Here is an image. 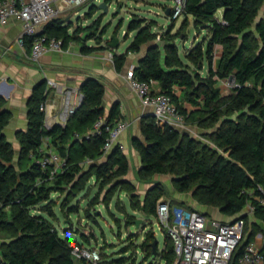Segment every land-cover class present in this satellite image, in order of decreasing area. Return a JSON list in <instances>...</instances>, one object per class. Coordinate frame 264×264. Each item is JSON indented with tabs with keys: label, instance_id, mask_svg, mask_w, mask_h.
I'll use <instances>...</instances> for the list:
<instances>
[{
	"label": "trees",
	"instance_id": "trees-1",
	"mask_svg": "<svg viewBox=\"0 0 264 264\" xmlns=\"http://www.w3.org/2000/svg\"><path fill=\"white\" fill-rule=\"evenodd\" d=\"M221 8L222 19L217 14ZM172 13L171 7L168 17L174 27L179 18H173ZM100 21L98 18L70 31L67 20L57 17L44 26L42 33L62 39L64 46L77 41L82 44V51L110 49L113 39L103 44L108 29L100 30ZM188 26L200 32L206 29L209 35L186 55L196 66L194 70L180 56L176 41ZM129 27L131 32H137L128 51L139 52L144 45L150 46L134 74L140 80H156L160 92L171 96L188 124L200 128L202 135L215 145L175 127H161L153 117L143 122L142 136L132 139L140 154L141 173L173 174L177 191H192L202 206L220 209L235 219L244 217L248 222L245 209L252 204L256 207L255 216L264 223V204L257 199L264 197V0H186L182 23L175 33L169 30L156 34L152 24L146 20L138 23L136 18ZM158 36L162 44L155 42ZM92 39L100 45L89 46L87 42ZM31 43L32 38H26L28 50ZM217 46L222 49L215 60ZM114 59L117 69H121L125 55L114 54ZM205 62L208 74L204 76L199 71ZM231 77V91L225 93L219 82ZM45 82L38 83L30 97L28 127L17 135L18 152L4 133L12 113L6 107L7 101L0 97V264H89L73 256V244L80 242L63 236L52 218L56 215L53 195L67 192L63 202L68 207L75 193L84 191L91 178L99 183L100 191L107 189L108 193L125 186L131 192V207L139 209L136 188L127 179L131 168L128 155L119 145L106 154V133L91 134L101 117L110 122L123 118L117 104L106 115L105 84L96 77L87 78L81 84L82 106L65 126L56 123L46 128L41 110L49 94L43 89ZM46 136L66 161L62 172L52 177L37 162L39 156H32ZM23 158L28 159L27 163ZM157 190L152 187L145 196L143 208L149 216H157V201L164 196ZM98 202L99 194L89 206ZM116 205L127 218H134L121 201ZM86 213L91 215L89 207ZM247 226V238L236 249L230 264H239L245 245L261 229L256 223L249 232ZM155 239L151 230L140 244L145 258L154 256ZM132 245L137 249V244ZM156 249V257L160 256L165 264H174V243L170 245L168 236L166 248L160 251L158 245ZM105 254L101 252L100 262ZM125 260L123 257L113 262L124 264Z\"/></svg>",
	"mask_w": 264,
	"mask_h": 264
},
{
	"label": "built area",
	"instance_id": "built-area-1",
	"mask_svg": "<svg viewBox=\"0 0 264 264\" xmlns=\"http://www.w3.org/2000/svg\"><path fill=\"white\" fill-rule=\"evenodd\" d=\"M89 1L0 0V24H8L11 20L21 23L19 43L26 46V38H32L30 57L37 62L47 52H64L65 49L62 39L43 35L44 26L63 14L87 5ZM172 1L173 18H183L186 0ZM126 78L142 104L152 108L157 125H169L177 129L188 127L186 115L171 96L160 92L156 80H140L134 71H129ZM47 83L48 97L53 92L60 98V106L56 110L54 103L49 102L48 98L41 105L45 115V127L51 128L56 123L65 126L82 105L84 93L80 85L68 86L53 78H48ZM130 126L131 122L127 119L110 122L106 117H101L91 134L106 133L103 150L107 154L117 145L123 149L119 139ZM32 156H39L37 162L44 170H49L51 177L62 172L66 164L48 136L43 138L42 145L37 152H32ZM90 162L88 159L87 163ZM257 199L264 204V197ZM247 209L249 213L256 211L252 204H248ZM157 217L161 225L168 229V234L173 240L176 253L174 264H230L236 249L246 237L247 222L244 217L230 222L222 221L198 209L169 200H161L157 204ZM72 254L77 259H85L89 264H100L101 261L99 249L87 247L83 243H74ZM239 264H264L262 248L255 241L248 242L239 258Z\"/></svg>",
	"mask_w": 264,
	"mask_h": 264
},
{
	"label": "rangeland",
	"instance_id": "rangeland-1",
	"mask_svg": "<svg viewBox=\"0 0 264 264\" xmlns=\"http://www.w3.org/2000/svg\"><path fill=\"white\" fill-rule=\"evenodd\" d=\"M106 2L109 6V12L100 9V4ZM163 0H90L85 6L72 10L60 17L68 20L67 25L70 26V31L75 30L77 26H86L93 23L98 18L101 19L100 30L103 27L108 29L104 35L103 44L113 37H118L120 40L119 46L121 49L128 46L134 39L137 31H130L129 23L133 18H136L138 23L147 21L152 24V30L156 34L161 35L163 31L171 30L175 33L179 30L177 24L181 25L182 18H179L174 25V21L166 14L167 4L164 5ZM170 5L171 1L167 0ZM173 6V4H172ZM79 10L78 14L75 12ZM172 28V29H171ZM209 35L205 33L203 36L195 35V30L192 26H188L182 31L179 38L176 40L179 45L180 56L190 65V70L196 69V66L186 57L188 51L198 42H203ZM161 38L156 39L159 42ZM92 45H100L99 41L90 40ZM105 49H98L102 51ZM106 50H112L106 49ZM215 60L218 57L216 52ZM201 75L208 74L207 63H204V68L199 71ZM233 80L223 79L219 85L223 86L224 92L231 91ZM44 90H48V83L43 85ZM190 106V105H188ZM151 119V118H149ZM182 133H187L190 136L196 137L212 146H215L207 137H204L199 131L200 129L192 124L188 127L179 129ZM17 152L19 151L16 149ZM131 168L127 179L135 186V192L138 195L137 204L139 209L134 210L130 205L131 192L125 186L117 187L113 193L104 189L100 191V185L95 178H91L84 191H77L75 198L66 207L64 199L68 195L67 192H61L53 195L56 202L54 208L55 217L52 218L59 232L63 236H70L74 240L83 243L87 247L99 249L100 253L106 252L103 255V261L100 264H115L113 259L126 258L124 264H165L164 260L153 255L145 258L140 244L145 240L146 234L154 232L158 239L159 250L166 248V236H168L170 245H173L171 238L168 235V229L163 227L157 216H149L145 213L143 203L145 202L146 194L152 187H157L159 191L164 193V196L157 201L169 200L173 203L183 204L192 209H198L204 213L207 207L199 204L197 198L192 191L180 193L177 191L174 184L173 174H155L145 176L141 173V158L138 155H129ZM19 155H16V162ZM28 159L23 158V162L27 163ZM100 195V202L89 206L90 201L94 196ZM122 202L126 206V210L133 215L134 218H127L118 207L117 202ZM89 207L91 215H87L86 209ZM149 208V206H147ZM251 214V213H250ZM115 217L120 218L117 221ZM256 216L248 215L247 230H252L255 226ZM220 220V219H219ZM139 224H137V222ZM137 244V249L132 243Z\"/></svg>",
	"mask_w": 264,
	"mask_h": 264
},
{
	"label": "crops",
	"instance_id": "crops-1",
	"mask_svg": "<svg viewBox=\"0 0 264 264\" xmlns=\"http://www.w3.org/2000/svg\"><path fill=\"white\" fill-rule=\"evenodd\" d=\"M163 1H165L164 5L167 4L170 8L172 7V0H170V5L167 0ZM78 12L79 10L75 14H78ZM223 12V8L218 10L217 14L220 19L223 17ZM177 27H180V25L177 24ZM192 28L197 36L208 33L206 29L200 32L194 26ZM21 32L22 27L18 20H11L5 25L0 24V97L7 101L6 107L12 113L4 133L15 148L20 150L17 135L19 131L26 130L28 127V104L38 83L53 78L68 86H81L87 78L96 77L105 84L104 106L106 115L117 104L122 119L131 122L130 128L119 139L120 145L123 146V150L128 157H130V154L140 157L139 152L132 144V139L142 136L141 126L144 121L153 118V110L142 104L140 97L131 87L126 75L129 71H135L141 60L147 55L150 46L144 45L139 52L128 51L127 48L130 44L123 49L120 45L111 51L106 49L102 51H82V44L77 41H69L65 45L64 52H47L36 62L31 59L30 50L19 43ZM87 44L93 46L90 40ZM221 49V46H217V59ZM114 54L125 55L124 63L119 70L116 67ZM157 88H160L159 85H157ZM48 101L54 103L56 110L59 108L60 98L53 92L49 95ZM199 132L203 133L201 129ZM205 212L207 215L222 221L230 222L235 219L213 207H207ZM245 212L249 216L255 215V213L250 214L247 207ZM255 223L261 229L251 241H255L264 252V223L257 217Z\"/></svg>",
	"mask_w": 264,
	"mask_h": 264
},
{
	"label": "water",
	"instance_id": "water-1",
	"mask_svg": "<svg viewBox=\"0 0 264 264\" xmlns=\"http://www.w3.org/2000/svg\"><path fill=\"white\" fill-rule=\"evenodd\" d=\"M100 9H103L105 12H109V6H108V4H107L106 2H102V3L100 4ZM170 12H171V8H169V9L167 10L166 14L169 15ZM67 21H68V20H67ZM112 39H113V41L111 42L110 47H111L112 49H116V48H118V47H119V44H120V40H119V38H118V37H113ZM231 80H233V77H231ZM81 106H82V105H81ZM81 106H80V107H81ZM152 116L155 117L154 114H152ZM234 220H235V219H234ZM234 220H232V221H234ZM139 222H140V221H138L137 224H139ZM246 243H247V241H246ZM152 245H153V248H154V257H156V256H157V253H158V250L156 249L157 246H158V239H155L154 242L152 243Z\"/></svg>",
	"mask_w": 264,
	"mask_h": 264
}]
</instances>
